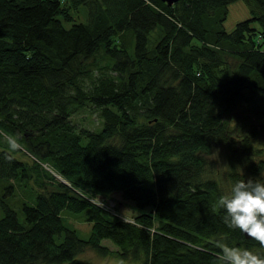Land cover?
Wrapping results in <instances>:
<instances>
[{"label": "trees", "instance_id": "trees-1", "mask_svg": "<svg viewBox=\"0 0 264 264\" xmlns=\"http://www.w3.org/2000/svg\"><path fill=\"white\" fill-rule=\"evenodd\" d=\"M232 1L0 0V188L35 183L22 220L0 200V264H85L86 247L142 264H219L224 245L264 254L217 209L236 181L264 183V0L226 30ZM81 5L85 22L70 13ZM88 105L97 129L70 120ZM215 148L224 180L207 173ZM113 192L148 210L126 221L87 199ZM63 211L91 222L86 238Z\"/></svg>", "mask_w": 264, "mask_h": 264}, {"label": "rangeland", "instance_id": "rangeland-1", "mask_svg": "<svg viewBox=\"0 0 264 264\" xmlns=\"http://www.w3.org/2000/svg\"><path fill=\"white\" fill-rule=\"evenodd\" d=\"M254 0H235L228 4L227 6V14L226 18L223 21V26L226 30H231L234 26V24L242 19L248 18L254 14L253 9H255V13H257L259 10L256 8ZM70 13L73 15L75 21H87V8L85 5H81L78 10L70 9ZM64 26L68 27L70 25V22L66 21L63 23ZM156 32L153 31L150 35V41L149 44H152V41L155 37ZM98 63V65L103 64L107 61V59H100V55L95 58V60H92L91 62ZM107 63V62H106ZM108 68L103 67L102 71L107 72ZM100 69L97 68V65H91V76L90 78H86V86L90 84V79L93 78L95 75H99ZM114 73V72H112ZM71 122L77 126V128L80 127H86L90 129H97L101 124V119L99 117V111L97 108L93 106H86L81 109H79L77 112L73 113L70 117ZM259 145L264 146V140H260L258 142ZM20 149L17 152H14V155L17 157H20L21 159H25L28 162H31V160L34 159V157L29 154L21 145ZM208 158V165H207V173L212 174L213 176L217 178H221L224 180L225 178V170L223 168L224 165V155L221 150H218V148H215L213 152L207 157ZM40 168L46 172H49V166L52 167V164L47 161H38ZM49 166H48V165ZM28 185H22V184H14V188L12 190H7L5 188H0V200L6 201L10 206L15 208L18 211V216L22 220L23 215L20 211V203L27 199L30 203L32 201L30 200V194H31V186H35L34 178H30L27 182ZM229 186L224 188L225 193H228ZM82 192V191H81ZM83 193V192H82ZM84 194V193H83ZM107 197V196H106ZM110 199L114 200V205L112 211L108 209L102 208L95 200L89 199L93 202L94 205L97 207L103 209L106 212H109L110 215L115 216V218L126 220V221H132L134 220V215L139 213L140 211H147L148 207L145 208H138L134 205V203L131 200L123 199L119 192H113L108 196ZM88 199V198H87ZM3 214V209L0 204V217ZM63 216L65 217V214H71L66 215L65 219L69 222V225H72L77 229V233L80 237L86 238L89 233L91 222L85 220L83 213L79 214H72L68 211L62 212ZM79 215L80 217H78ZM101 243L103 245H106L109 249L115 250L117 249L116 245L113 244L110 239L104 238L101 240ZM77 258L85 262V264H142L141 260H130V259H121L114 255L113 253L101 255L97 253L94 249H91L89 247H86L82 249L78 254L76 255Z\"/></svg>", "mask_w": 264, "mask_h": 264}, {"label": "clouds", "instance_id": "clouds-1", "mask_svg": "<svg viewBox=\"0 0 264 264\" xmlns=\"http://www.w3.org/2000/svg\"><path fill=\"white\" fill-rule=\"evenodd\" d=\"M11 149L18 144L9 141ZM217 209L223 211V223L239 230L264 249V183L253 179L236 181L228 194L220 195ZM219 264H264V254L249 248L224 245L220 248Z\"/></svg>", "mask_w": 264, "mask_h": 264}, {"label": "built area", "instance_id": "built-area-1", "mask_svg": "<svg viewBox=\"0 0 264 264\" xmlns=\"http://www.w3.org/2000/svg\"><path fill=\"white\" fill-rule=\"evenodd\" d=\"M48 165V164H47ZM49 166V165H48ZM50 170V172L52 173V174H54L55 175V177L56 178H58L59 180H61V181H63V182H65V183H67V185H70L66 180H65V178H63L60 174H58L57 173V171L53 168V167H51V166H49L48 167ZM75 190L77 191V192H79L81 195L83 194L80 190H78V189H76L75 188ZM85 197H87V196H85ZM88 199H93V200H95L102 208H104V209H108V210H110V211H112V209H113V205H114V200H112V199H110V198H107V199H103V198H101V197H94V196H89V197H87ZM92 202V201H91ZM93 203V202H92Z\"/></svg>", "mask_w": 264, "mask_h": 264}, {"label": "water", "instance_id": "water-1", "mask_svg": "<svg viewBox=\"0 0 264 264\" xmlns=\"http://www.w3.org/2000/svg\"><path fill=\"white\" fill-rule=\"evenodd\" d=\"M164 2L167 3V5H171L173 2H175L176 0H162ZM246 237V236H245Z\"/></svg>", "mask_w": 264, "mask_h": 264}]
</instances>
